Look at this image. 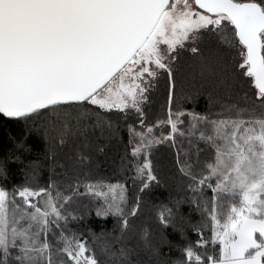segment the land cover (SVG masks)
I'll return each instance as SVG.
<instances>
[{
  "label": "snow or ice",
  "instance_id": "6c2138e0",
  "mask_svg": "<svg viewBox=\"0 0 264 264\" xmlns=\"http://www.w3.org/2000/svg\"><path fill=\"white\" fill-rule=\"evenodd\" d=\"M0 121L44 156L0 158V264H142L131 233L169 183L152 264H264V0H0Z\"/></svg>",
  "mask_w": 264,
  "mask_h": 264
},
{
  "label": "trees",
  "instance_id": "16d2710c",
  "mask_svg": "<svg viewBox=\"0 0 264 264\" xmlns=\"http://www.w3.org/2000/svg\"><path fill=\"white\" fill-rule=\"evenodd\" d=\"M185 109L191 111L194 110L198 113L205 114L207 112V102L204 96H200L195 103L187 102L184 104ZM24 127L22 124L16 123H4L0 121V158L9 153V150L19 155L21 160L27 163L29 160H43V145L42 143L32 137L29 139L28 143L32 145L31 152H16L15 145L9 139V137L14 138L19 141L23 136ZM119 164L118 159L109 160L108 162L102 163L100 166V176L98 178H103L104 181L115 183L118 176L115 174L117 166ZM22 167L20 164L10 165V174L14 182H21L23 180V175L19 171ZM163 180V177H162ZM183 193H177L173 190L172 185H162L155 187L146 197L145 204L143 205L142 212L139 219L136 221L135 228L131 233L132 239L131 244L137 247L139 251V256L137 257L142 264H152L150 256L142 251L143 241L140 240V234L144 228H147L151 234V239L153 243H157L160 238V228L159 222L157 220V210L162 205L172 206L171 199L178 198ZM188 205L182 206V212L187 215ZM193 221L198 220L199 217L196 214L192 216ZM87 227L91 228L97 234H100L102 229L105 231H111L114 226V220L109 217L107 220H102L95 217L92 213L91 217L86 222ZM165 234L169 241L173 244H183L184 242L180 240L179 233L174 232L171 228L165 230ZM190 239H195V234L191 231L188 232ZM162 255L169 260H174L180 256V252L176 247H172L171 250L167 245L161 249Z\"/></svg>",
  "mask_w": 264,
  "mask_h": 264
}]
</instances>
